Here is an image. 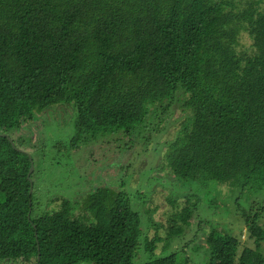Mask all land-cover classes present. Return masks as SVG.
Listing matches in <instances>:
<instances>
[{
	"label": "trees",
	"instance_id": "1",
	"mask_svg": "<svg viewBox=\"0 0 264 264\" xmlns=\"http://www.w3.org/2000/svg\"><path fill=\"white\" fill-rule=\"evenodd\" d=\"M239 39L251 51L241 53ZM176 99L182 118L153 158L148 184L213 181L210 194L238 192L240 215L225 207L226 217L240 218L252 242L230 225L222 232L200 221L198 229H209L206 253L194 264H264V198H253L264 194V0H0V263L135 264L143 241L144 252H158L145 264H178L172 242L190 226L196 201L179 208L170 191L165 223L144 219L155 191L147 199L142 185L130 195L125 188L141 172L121 158L84 174L80 201L38 207L33 191L35 175L55 160L34 155L85 149L98 165L96 143L133 142ZM61 107L73 111L70 142L16 137ZM158 129L142 128L138 139L150 142Z\"/></svg>",
	"mask_w": 264,
	"mask_h": 264
},
{
	"label": "rangeland",
	"instance_id": "2",
	"mask_svg": "<svg viewBox=\"0 0 264 264\" xmlns=\"http://www.w3.org/2000/svg\"><path fill=\"white\" fill-rule=\"evenodd\" d=\"M250 47L251 46L248 40L239 39L238 50L241 53H248L251 51ZM181 103V100L176 99L167 113L161 112L159 114V112H156V114L161 117V120H146L145 126L143 124L138 129L137 135L135 134L132 137L133 142L126 141L120 136H110L105 139V141L96 143L94 147L91 148V151L93 152L95 156L94 159L97 160L98 165L90 159V155L87 154L88 151L85 149L74 152L72 155H70L69 149L66 153L62 151L51 152L48 149L46 152L39 153V157L34 155L36 162H40V159L41 161H45L46 159H55L53 166L43 164L42 169L34 177L33 191L37 193V197L40 199L38 207H43L49 199L51 200L57 197L68 199V201H71L72 199H74V201H80L81 198H78L79 196L76 195H79L77 194L79 190L78 183L83 182L86 179L84 174L89 171V173H91V170H93L92 168L96 170L101 162H103L101 164L104 165L107 160H111L109 158L113 157L116 159L117 157V159L121 158L122 164H128L130 171L139 170V174L141 172V179L140 176H135L132 181V191L130 192L131 188L128 186L125 188L130 195H134L135 190L139 191L140 189V192L145 191V188H143L142 185L149 188L148 195L147 193H144L145 195L143 194L144 196L147 195V199H150L152 192L155 191L153 199H156V201H154V205H152V207L149 205V211L147 214H144V219L165 223L166 217L169 216L168 214H171L174 209L168 202H166V199L171 196L170 191H172L173 195L171 196V200L174 201V199H176L177 203L174 204L179 208L186 206L185 204L188 202L196 201L198 206L196 205V210H194L195 216L190 219V226L185 228L186 231L184 232L185 234H182L181 240H175L172 242L171 250H176V254L179 259L178 264H182L180 260L186 255L189 256L191 260L188 264H194L195 261L200 260L201 252L202 254L206 253L205 238L209 229L207 228L205 230L206 232L198 229L196 226L197 224L201 225L200 221H202V223H208L207 225H218V227L220 226L219 230H222V232V226L224 224L230 225L235 229L236 233L237 230L239 231V239L241 242L248 241L251 243L252 240L249 239V235L245 231V225L241 220H239L240 218L231 219L226 217L225 207L240 215V210L237 208L238 203L236 201V203H234V199L239 195L238 192H233L234 194L231 196L227 190L222 191L221 197L214 195V193L210 194V191L213 190V186L216 184L213 181L206 182V186L204 187H198L197 184L189 185L187 183L185 188H182V186H179L174 181L168 182L167 180L162 182L158 180V183H162V187H158L160 183L148 184L149 178H147V175H149L148 177L152 176L155 172L152 171V169L157 170L155 169L156 164L158 167V163H156L157 160L153 158L158 153L162 154L165 148H167V142L169 141L171 135L173 137L175 129L182 118L179 108ZM64 109V107L58 108L53 116L47 115L42 122L38 124V126L32 124L34 127L31 128L26 124H23L18 129L16 137L19 136L18 138H20V136H26L27 140H32L34 138L35 141L33 140V142L35 143V146L37 144L36 140L39 145L46 140L44 143H46L49 147H51L54 143H63L64 141L70 142L72 138V121L74 119V115L72 114L73 111L69 107L65 110L66 114H63L61 111ZM158 124H161V126ZM147 126L149 128L158 126L159 129L158 131H153V136L150 138V142H142L138 139L140 137L139 134H141V129ZM149 135V133H146V135L143 136ZM11 138L13 137L11 136ZM121 151L122 157H119ZM144 170H148L151 173H145L146 175L143 176L142 173ZM158 171L161 172L162 170L158 169ZM159 176L163 177V173L159 174ZM163 178L160 180H164ZM102 180L107 181L106 178ZM106 183H108V181ZM194 186L197 188V191ZM115 187L118 190L121 188L119 183H116ZM187 196L188 198H186ZM253 198L254 201L257 202V199L261 200L264 198V194L260 195V193H258L253 196ZM155 207H158L157 211ZM263 215L264 214L261 215V218ZM149 221L146 220V223L149 224ZM234 229H231L230 232H233ZM159 231L164 233L163 231H165V229ZM147 234V237H151L154 234V229H148ZM188 240H190V243L188 244V247L185 248L184 252H182L181 247ZM143 244L144 242L141 241L139 254L137 255V258H135V264L148 263L153 261L158 255L157 251H154L153 253L144 252V250L141 249L144 248ZM31 262L33 263V259ZM3 264L9 263L4 262Z\"/></svg>",
	"mask_w": 264,
	"mask_h": 264
},
{
	"label": "water",
	"instance_id": "3",
	"mask_svg": "<svg viewBox=\"0 0 264 264\" xmlns=\"http://www.w3.org/2000/svg\"><path fill=\"white\" fill-rule=\"evenodd\" d=\"M32 171V165H31V167H30V169H29V172H31ZM37 259H39V255L37 254Z\"/></svg>",
	"mask_w": 264,
	"mask_h": 264
},
{
	"label": "clouds",
	"instance_id": "4",
	"mask_svg": "<svg viewBox=\"0 0 264 264\" xmlns=\"http://www.w3.org/2000/svg\"><path fill=\"white\" fill-rule=\"evenodd\" d=\"M249 43H251V41L249 40ZM76 152H78V151H76ZM72 153H74V152H72ZM72 153L70 154V155H72ZM32 169H33V167H32Z\"/></svg>",
	"mask_w": 264,
	"mask_h": 264
}]
</instances>
